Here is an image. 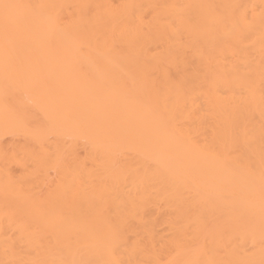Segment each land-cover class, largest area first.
<instances>
[{
  "label": "bare ground",
  "instance_id": "1",
  "mask_svg": "<svg viewBox=\"0 0 264 264\" xmlns=\"http://www.w3.org/2000/svg\"><path fill=\"white\" fill-rule=\"evenodd\" d=\"M0 264H264V0H0Z\"/></svg>",
  "mask_w": 264,
  "mask_h": 264
},
{
  "label": "snow or ice",
  "instance_id": "2",
  "mask_svg": "<svg viewBox=\"0 0 264 264\" xmlns=\"http://www.w3.org/2000/svg\"><path fill=\"white\" fill-rule=\"evenodd\" d=\"M5 9L19 7L18 5H4Z\"/></svg>",
  "mask_w": 264,
  "mask_h": 264
}]
</instances>
